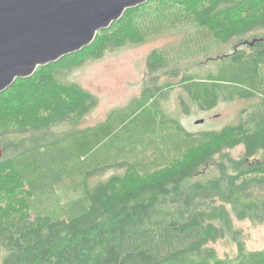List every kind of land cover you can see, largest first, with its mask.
<instances>
[{"label": "trees", "instance_id": "obj_1", "mask_svg": "<svg viewBox=\"0 0 264 264\" xmlns=\"http://www.w3.org/2000/svg\"><path fill=\"white\" fill-rule=\"evenodd\" d=\"M176 30L179 44L149 55L142 95L79 128L98 98L67 74ZM232 42L205 74L181 66ZM160 72L179 81L160 84ZM177 87L202 109L260 101L239 125L196 135L162 108ZM0 144V264H264V249L249 250L234 227L264 224V0H150L127 10L90 46L0 94ZM227 237L237 252L221 257L211 244Z\"/></svg>", "mask_w": 264, "mask_h": 264}, {"label": "rangeland", "instance_id": "obj_2", "mask_svg": "<svg viewBox=\"0 0 264 264\" xmlns=\"http://www.w3.org/2000/svg\"><path fill=\"white\" fill-rule=\"evenodd\" d=\"M183 31H172L140 44H126L109 50L100 59L86 61L82 66L67 74L69 82L79 84L85 90L98 98V105L84 118L79 128L97 126L106 121L109 114L127 107L135 98L142 95L146 87L151 85V74L147 66L149 55L154 50L179 44L184 36ZM252 40H247V42ZM249 50V46L239 47ZM235 49L234 43L213 48L210 52L199 54L185 60L181 66L197 74H205L212 70L223 54L229 55ZM184 71V70H183ZM182 75L183 72H180ZM159 83L171 81L175 84L179 78H170L167 73H158ZM182 95V99H181ZM161 105L166 114L181 123L191 134H207L222 131L226 127L239 125L242 112L250 106L259 103V99H236L231 102L220 101L211 109H202L184 88L173 89L167 98H161ZM183 101L189 105V114L183 110ZM244 152L240 146L232 151L237 158ZM107 175H102L101 179ZM235 229L241 230L246 246L251 251L264 249V224H254L252 221L235 220ZM211 246L221 257L234 256L237 244L230 237L218 240Z\"/></svg>", "mask_w": 264, "mask_h": 264}, {"label": "water", "instance_id": "obj_3", "mask_svg": "<svg viewBox=\"0 0 264 264\" xmlns=\"http://www.w3.org/2000/svg\"><path fill=\"white\" fill-rule=\"evenodd\" d=\"M150 0H0V94L39 67L90 46ZM0 144V160L4 156Z\"/></svg>", "mask_w": 264, "mask_h": 264}, {"label": "bare ground", "instance_id": "obj_4", "mask_svg": "<svg viewBox=\"0 0 264 264\" xmlns=\"http://www.w3.org/2000/svg\"><path fill=\"white\" fill-rule=\"evenodd\" d=\"M159 129V128H158ZM159 132V131H158ZM167 134V133H166Z\"/></svg>", "mask_w": 264, "mask_h": 264}, {"label": "flooded vegetation", "instance_id": "obj_5", "mask_svg": "<svg viewBox=\"0 0 264 264\" xmlns=\"http://www.w3.org/2000/svg\"><path fill=\"white\" fill-rule=\"evenodd\" d=\"M246 45V44H245Z\"/></svg>", "mask_w": 264, "mask_h": 264}]
</instances>
